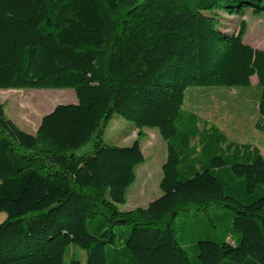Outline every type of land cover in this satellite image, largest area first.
Wrapping results in <instances>:
<instances>
[{
    "label": "trees",
    "instance_id": "trees-1",
    "mask_svg": "<svg viewBox=\"0 0 264 264\" xmlns=\"http://www.w3.org/2000/svg\"><path fill=\"white\" fill-rule=\"evenodd\" d=\"M248 9L264 0H0V89L77 98L35 133L0 103V264H65L72 245L84 258L72 249L69 264H264L263 156L182 111L190 86L256 76L264 130V50L243 42L244 19L231 33L218 26L217 11ZM115 114L138 130L130 145L102 139ZM144 127L166 143L161 194L120 210L145 159ZM222 215L235 233L220 238Z\"/></svg>",
    "mask_w": 264,
    "mask_h": 264
},
{
    "label": "rangeland",
    "instance_id": "rangeland-1",
    "mask_svg": "<svg viewBox=\"0 0 264 264\" xmlns=\"http://www.w3.org/2000/svg\"><path fill=\"white\" fill-rule=\"evenodd\" d=\"M219 15V28L225 32H234L238 29L241 20L246 21V30L243 42L254 48L264 50V11L259 13L248 9L243 17L230 16L217 11ZM248 87H197L190 86L185 91L182 111L192 112L200 119L197 122L199 128L214 125L220 128L225 135L232 140H248L255 138L256 122L258 120L257 100L260 87L257 86L256 77H251ZM22 101V102H21ZM74 90L64 89H36V88H11L0 89V103L4 104L5 114L21 129L34 132L43 115L50 112L57 104L76 103ZM22 103V109L18 106ZM134 125L119 115H113L109 120L102 139L110 144L126 146L138 136V130ZM181 129V125L177 123ZM258 129V128H257ZM255 133V134H254ZM258 134V133H257ZM244 140V141H245ZM262 147L264 135L254 139ZM144 161L136 169V179L127 189L125 203L119 204L120 210H132L136 207H145L154 198L161 194L159 182L162 177L161 165L166 158V143L156 128L144 127L140 136ZM197 144V140L194 141ZM91 143L88 142L75 150L76 154L89 152ZM264 156V150H262ZM193 213V210H191ZM217 217L216 215L214 216ZM222 217V226L215 231L220 238L230 228L229 218ZM6 218V214L0 211V223ZM178 217V221L181 220ZM217 220V218H216ZM233 233V234H234ZM74 249L78 258L84 251L72 245L67 249L68 254ZM190 255L193 254L188 248ZM68 254L65 264H69Z\"/></svg>",
    "mask_w": 264,
    "mask_h": 264
},
{
    "label": "crops",
    "instance_id": "crops-1",
    "mask_svg": "<svg viewBox=\"0 0 264 264\" xmlns=\"http://www.w3.org/2000/svg\"><path fill=\"white\" fill-rule=\"evenodd\" d=\"M256 77V76H255ZM256 81H257V78H256ZM251 82H252V80H251ZM258 118H259V115L257 116ZM36 131V130H35ZM35 131L34 132H32V133H35ZM222 131V130H221ZM255 131H256V134H255V138L256 139H259L260 138V136H262V135H264V130H259V129H257V128H255ZM223 132V131H222ZM224 133V132H223ZM258 133V134H257ZM225 134V133H224ZM227 137V136H226ZM255 138H252V139H248V140H245V139H243L242 141H240V140H232V139H230L231 141H235V142H237V143H239V144H250L252 147H255V148H257L258 150H259V152H260V154L263 156V154H262V150H264V146L262 147L259 143H257L256 141H254V139ZM227 139L229 140V138L227 137ZM245 140V141H244ZM140 144H141V142H140ZM141 148H142V146H141ZM143 152V151H142ZM166 154H167V148H166ZM263 158H264V156H263ZM165 161V160H164ZM164 163V162H163ZM163 163H162V165H163ZM162 165H161V168H162ZM150 202V201H149ZM81 257H83L84 258V254L83 255H81Z\"/></svg>",
    "mask_w": 264,
    "mask_h": 264
}]
</instances>
